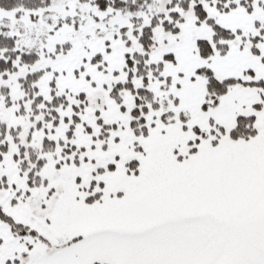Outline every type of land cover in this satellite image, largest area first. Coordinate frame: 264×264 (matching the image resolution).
I'll use <instances>...</instances> for the list:
<instances>
[{
	"label": "snow or ice",
	"instance_id": "obj_1",
	"mask_svg": "<svg viewBox=\"0 0 264 264\" xmlns=\"http://www.w3.org/2000/svg\"><path fill=\"white\" fill-rule=\"evenodd\" d=\"M0 264H264V0H0Z\"/></svg>",
	"mask_w": 264,
	"mask_h": 264
}]
</instances>
